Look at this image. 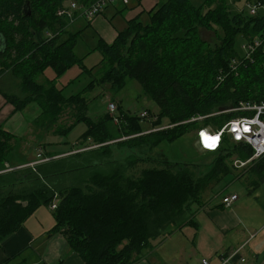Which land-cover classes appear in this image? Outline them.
Masks as SVG:
<instances>
[{"label":"trees","instance_id":"16d2710c","mask_svg":"<svg viewBox=\"0 0 264 264\" xmlns=\"http://www.w3.org/2000/svg\"><path fill=\"white\" fill-rule=\"evenodd\" d=\"M64 1L0 0V76L11 72L27 91L23 98L2 89L0 94L16 109L33 101L40 105L34 125L41 136L52 127L55 134L67 135L84 123L79 149L99 146L46 155L62 156L4 171L7 163L16 167L30 160L19 151L25 138L0 125V240L57 197L52 231L62 233L86 264H134L173 231L196 224L194 205L203 207L206 193L234 171L232 154L243 158L251 154L225 136L211 167L201 171L150 151L192 129L218 128L244 115L225 111L239 100L264 99V43L250 59L236 47L239 36L246 40L264 36V16L234 11L230 0H205L202 6L192 0H165L148 12V23L135 17L112 43L99 38L95 49L104 56L103 73L88 88L66 96L54 79L37 80L49 67L61 75L75 63L82 64L75 53L79 33L62 36L71 24L57 14ZM76 1L88 5L95 0ZM248 2L264 4V0ZM203 30L214 32L216 41L205 40ZM233 59L239 61L237 72L230 68ZM83 67L87 72L94 69ZM128 78L138 80L143 94L158 105L153 125L177 124L139 135L143 127L138 116L121 106L120 124L109 113L87 114L86 90L96 81L110 83L118 92ZM216 112L220 113L211 115ZM198 115L207 116L182 123ZM123 136L130 137L118 140ZM120 147L128 148L123 159L113 150Z\"/></svg>","mask_w":264,"mask_h":264},{"label":"crops","instance_id":"0c3cea01","mask_svg":"<svg viewBox=\"0 0 264 264\" xmlns=\"http://www.w3.org/2000/svg\"><path fill=\"white\" fill-rule=\"evenodd\" d=\"M164 1L129 0L124 3L115 0L112 4L126 23L135 17L148 23L150 19H143V15H149L151 9ZM104 13L89 20V24L90 27L98 26V39L112 43L120 29L103 18ZM14 77L9 71L3 73L0 85L4 79H9L10 87L0 89L23 98L27 91L20 85V79ZM17 86H20L19 91H15ZM41 111L35 101L16 109L0 94V125L19 137L30 134V127ZM239 198L231 207H223L221 202L214 205L205 203L203 207L194 205L196 224H188L185 232L170 235L134 264H204V259L208 264H234L240 257L246 258L244 264H264V203L257 200L251 204V214L247 216L240 213L244 205L239 203ZM55 224L54 210L49 205L39 206L18 230L0 240V264H86L78 253L70 249L62 233L52 231ZM188 229L191 230L187 232ZM235 251L237 253L229 258Z\"/></svg>","mask_w":264,"mask_h":264},{"label":"rangeland","instance_id":"374dc122","mask_svg":"<svg viewBox=\"0 0 264 264\" xmlns=\"http://www.w3.org/2000/svg\"><path fill=\"white\" fill-rule=\"evenodd\" d=\"M70 1L72 0H65L63 4L67 5ZM192 1L197 6H202L205 3V0ZM230 1L231 8L234 11L244 10L246 13L249 12V9L247 8L249 3L248 0ZM103 12H105L103 18H105L112 26L119 28L120 31L127 29L128 23L122 19V15L118 13V10L115 8L114 4L110 3ZM103 12L98 15H103ZM258 13L264 16V4L260 5ZM93 19L94 18L86 19L84 17H79L68 26V33H63L62 35L63 37H68L70 33H79L75 46V53L79 58L83 59L82 64L75 63L61 75H59L54 68L49 67L43 74L37 76V80L39 82L45 83L48 78L54 79L58 87H64V94L66 96H70L83 91L85 87H89V84L92 80L95 81V79L98 80L100 78L101 74L103 73L101 64L103 62L104 56L100 50L95 49L100 33L98 32V26L92 25L90 27L89 20ZM143 19H149V15L147 13L144 14ZM202 36L205 40H208L211 43L216 41L214 32L212 31L203 30ZM245 41L246 39L241 36L237 38L236 47L239 51H242V45L245 43ZM93 48L94 50H92ZM83 66L86 68L94 67V69L91 72H87ZM15 79L18 80L19 78L16 77ZM9 83V79H4L2 86L0 85V87L9 88ZM19 90L20 86H17L15 91ZM86 96L89 99L87 114L92 117H97L108 113L109 104L111 102H114L117 106V115L120 114V109L128 111L132 114H138L145 108L149 109L154 114L153 116L159 113V107L156 102L143 94L142 85L134 78H128L124 88L118 92L111 89L110 83L99 84L96 81L93 86L86 90ZM204 116L206 117L207 115ZM165 123H167V121L163 122V124ZM149 124L150 121H147V125ZM52 128L47 132L48 134L41 136L39 133L41 132L40 129L37 128L33 123L30 127V134L22 137L25 139L22 142V146L20 147L19 151L22 153V155H26L27 158L31 160L29 162L36 161L39 152H41L43 156H46L69 151L70 153L82 151L80 149L83 148V146H80L81 148L79 149L78 141L86 129V125L84 123H79L67 135L55 134V131ZM149 128H151V126H149ZM41 130L45 131L42 128ZM196 130L197 128L192 129L174 141H163L157 147H154L150 152L152 154L154 152L156 156L162 155L167 161L169 160L172 162L189 163L190 166L204 171L208 167H211L215 156L218 154L214 152L203 151L201 148H199L195 140ZM42 139L45 143L41 142ZM44 144L46 146H44ZM39 146L42 147L39 148ZM126 149L128 148L120 147L118 149L114 148L113 150L116 156L123 159L124 151H126ZM131 152L137 154L139 153L136 150H131ZM157 153L159 154L157 155ZM235 154H232L231 158L229 159L231 166V161ZM60 156L62 155H58L53 158ZM261 160L243 170H236L232 167L234 171L222 176L221 180L214 186L213 191L206 193L204 197L205 203H207V205H214L218 202L222 203V198L224 195L236 193L240 197L239 203L243 202L244 205V208L240 213H244L245 215L249 216L251 214V209L249 208L251 204H254V202H257V200L264 203V158ZM188 227L189 226H184L182 229L173 231L170 235L179 231L185 232ZM190 230L191 229H188L187 232Z\"/></svg>","mask_w":264,"mask_h":264},{"label":"built area","instance_id":"2783aa9c","mask_svg":"<svg viewBox=\"0 0 264 264\" xmlns=\"http://www.w3.org/2000/svg\"><path fill=\"white\" fill-rule=\"evenodd\" d=\"M124 3H128L129 0H122ZM115 0H95L91 4H81L76 0L70 1L67 5L60 7L57 11V14L60 17H65L70 20V22H74L79 17H84L86 19H92L96 15L102 13L105 8L110 4L114 3ZM259 2H249L247 8L249 9V13L251 15H255L258 13L260 8ZM49 36H52L51 33H48ZM264 36H257L251 40H246L242 45V57L245 59H250L253 53L263 45ZM239 61L237 59H233L230 62V68L232 71L237 72V66ZM109 115L112 117L113 122L115 124H120L121 118L120 114H116L117 106L114 102L109 104ZM225 111H238L245 113L244 115H239L237 117L231 118L227 122H225L222 126L218 128H213L210 126H202L197 128L196 134V143L199 148L203 151L214 152L217 151L224 140V137L227 136L233 143H239L243 145L245 149H249L251 154L248 157H241L237 153L234 155L231 163L232 167L236 170H243L253 165L256 162H259L264 158V99L259 101L252 100H239L232 108H229ZM220 112L212 113L211 115L217 114ZM139 118V122L143 127L142 132L140 134H147L150 132L166 129L172 127L176 124H162V125H153V122L158 119L157 115L149 111L147 108L143 109L140 113L136 114ZM205 116L198 115L191 117L190 119L184 120L182 123L192 122L196 120H202ZM147 121H150V124L147 125ZM151 126V128H149ZM247 129V130H246ZM204 134V135H202ZM205 136L207 137H218L215 142V147H207L205 143ZM130 136H123L121 139H126ZM99 145H88L83 146L80 150H86L90 148L97 147ZM65 153L63 155L69 154ZM38 158L36 161L28 162L22 165H18L16 167H11L7 163L6 170L10 171L15 168H21L26 166H35L38 163L45 162L55 157H47L43 156L41 152L38 153ZM238 194L224 195L222 198V203L225 207H231L236 200H238ZM58 205L57 197L53 200V202L49 205L52 210H55ZM237 251L233 252L229 258H232ZM246 261L245 257H240L238 260L234 261V264H244ZM204 264H208V260H203Z\"/></svg>","mask_w":264,"mask_h":264},{"label":"snow or ice","instance_id":"6c2138e0","mask_svg":"<svg viewBox=\"0 0 264 264\" xmlns=\"http://www.w3.org/2000/svg\"><path fill=\"white\" fill-rule=\"evenodd\" d=\"M202 135H204V134H202ZM217 139H218V137H207V136H205L206 146L207 147H215V142L217 141Z\"/></svg>","mask_w":264,"mask_h":264},{"label":"water","instance_id":"95a60500","mask_svg":"<svg viewBox=\"0 0 264 264\" xmlns=\"http://www.w3.org/2000/svg\"><path fill=\"white\" fill-rule=\"evenodd\" d=\"M2 45H1V41H0V47H1Z\"/></svg>","mask_w":264,"mask_h":264}]
</instances>
